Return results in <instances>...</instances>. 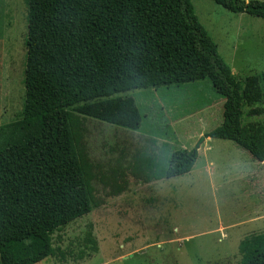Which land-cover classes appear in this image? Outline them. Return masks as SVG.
I'll return each instance as SVG.
<instances>
[{
	"label": "trees",
	"instance_id": "obj_1",
	"mask_svg": "<svg viewBox=\"0 0 264 264\" xmlns=\"http://www.w3.org/2000/svg\"><path fill=\"white\" fill-rule=\"evenodd\" d=\"M211 1L264 20V1ZM26 46L23 116L0 125V264L54 257L52 235L99 207L81 120L137 130L135 102L119 93L208 79L224 103L204 138L231 141L264 167V123L249 120L264 113L262 75H233L190 0H28ZM196 159L162 145L132 164L151 183L189 173ZM238 253L264 264V232Z\"/></svg>",
	"mask_w": 264,
	"mask_h": 264
},
{
	"label": "rangeland",
	"instance_id": "obj_2",
	"mask_svg": "<svg viewBox=\"0 0 264 264\" xmlns=\"http://www.w3.org/2000/svg\"><path fill=\"white\" fill-rule=\"evenodd\" d=\"M190 2L233 75L264 82V20ZM27 16L28 0H0V125L23 116ZM118 95L134 100L141 123L130 130L81 120L100 205L55 232V256L36 264H243L240 241L264 232V167L231 141H201L221 125L224 99L208 79ZM249 120L262 124L264 113ZM162 145L197 151L194 166L143 183L134 158Z\"/></svg>",
	"mask_w": 264,
	"mask_h": 264
},
{
	"label": "crops",
	"instance_id": "obj_3",
	"mask_svg": "<svg viewBox=\"0 0 264 264\" xmlns=\"http://www.w3.org/2000/svg\"><path fill=\"white\" fill-rule=\"evenodd\" d=\"M246 1H252V0H246ZM233 15H238V17H240L239 19H242V18H244L245 16L244 15H246V14H243V13H233ZM245 19V18H244ZM199 20V19H198ZM200 22V21H199ZM201 25L204 27V29L207 31V29L205 28V26L201 23ZM207 33H209L208 31H207ZM212 40H213V38H212ZM214 42V41H213ZM215 43V42H214ZM205 139V138H204ZM209 138H206V140H208Z\"/></svg>",
	"mask_w": 264,
	"mask_h": 264
},
{
	"label": "water",
	"instance_id": "obj_4",
	"mask_svg": "<svg viewBox=\"0 0 264 264\" xmlns=\"http://www.w3.org/2000/svg\"><path fill=\"white\" fill-rule=\"evenodd\" d=\"M204 140V138H202V140L201 141H203Z\"/></svg>",
	"mask_w": 264,
	"mask_h": 264
}]
</instances>
